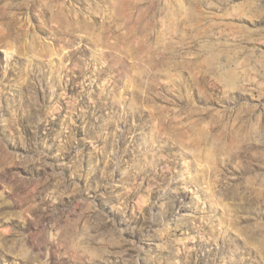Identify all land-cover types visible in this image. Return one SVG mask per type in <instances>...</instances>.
Returning a JSON list of instances; mask_svg holds the SVG:
<instances>
[{"label":"rangeland","instance_id":"1","mask_svg":"<svg viewBox=\"0 0 264 264\" xmlns=\"http://www.w3.org/2000/svg\"><path fill=\"white\" fill-rule=\"evenodd\" d=\"M0 264H264V0H0Z\"/></svg>","mask_w":264,"mask_h":264},{"label":"bare ground","instance_id":"2","mask_svg":"<svg viewBox=\"0 0 264 264\" xmlns=\"http://www.w3.org/2000/svg\"><path fill=\"white\" fill-rule=\"evenodd\" d=\"M27 46H29V45H27ZM31 47V46H30ZM24 51V50H23ZM245 144L243 143V146H244ZM247 145V144H246ZM254 156V155H253Z\"/></svg>","mask_w":264,"mask_h":264}]
</instances>
